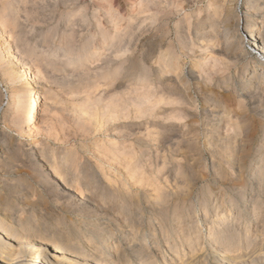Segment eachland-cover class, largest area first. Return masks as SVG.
Masks as SVG:
<instances>
[{
    "label": "rangeland",
    "instance_id": "rangeland-1",
    "mask_svg": "<svg viewBox=\"0 0 264 264\" xmlns=\"http://www.w3.org/2000/svg\"><path fill=\"white\" fill-rule=\"evenodd\" d=\"M251 3L0 0V141H5L0 144V162L7 157L12 168H0V198L16 204L12 211L26 209L24 216L34 211L39 236L54 233L56 237L66 223L70 227L78 222L75 231L80 234L75 239L83 240L82 250L89 253L91 242L86 240L90 237H83L86 230H93L94 224L89 223L112 227L117 233L112 241H122L123 246L131 238L124 237L131 230L125 226L135 224L146 233H158L156 239L167 259L170 251L165 249L166 239L160 237L161 223L148 205L151 198L166 195L172 205L171 199L184 191L187 195L179 216L189 226L204 227L205 211L210 218L220 209L228 214L231 203L241 202V185L251 176L256 158L264 160V83L252 91L254 95L245 93L250 76L246 70L252 59H259L252 53L232 63V54L240 53L233 49L225 66L223 56L217 54L223 49V40L230 38L228 47H232L235 19L250 13ZM256 3L257 10L264 11V0ZM225 13L230 17L226 22L230 29L221 41ZM249 28L244 26L237 33L244 34ZM257 64L252 73L261 72L263 63ZM16 65L30 69L34 90L41 96L31 140L17 128L27 74H19ZM9 91L14 95L12 101L7 100ZM237 115L247 119L246 127L235 125ZM9 143L27 151L21 150L16 160L8 161L5 148ZM240 149L247 154L237 164ZM29 150L41 158L37 157L41 162L35 174L29 168ZM62 176L70 191L62 189ZM17 186L31 196L21 200L26 192L14 194ZM202 196L208 201L203 202ZM128 197H138L140 213L124 216L128 224L107 218ZM247 205L244 202L242 209L238 206L233 211H241L246 227L258 226L264 231V203L259 219L252 217ZM41 212L49 220L41 219ZM61 214L65 224L50 218L58 219ZM178 222L171 220L170 224ZM16 227L24 234L33 229ZM262 235L260 238L264 232ZM101 238L108 240L107 230ZM263 246L254 250L264 252ZM245 247L243 241L240 249L250 254L253 247ZM151 250L159 252L156 245Z\"/></svg>",
    "mask_w": 264,
    "mask_h": 264
},
{
    "label": "bare ground",
    "instance_id": "bare-ground-1",
    "mask_svg": "<svg viewBox=\"0 0 264 264\" xmlns=\"http://www.w3.org/2000/svg\"><path fill=\"white\" fill-rule=\"evenodd\" d=\"M251 1H252L251 3L252 11L250 10L251 11V12L249 11L250 13L245 14L241 18L237 17L235 19V28H233L234 32L232 33V38H233L232 47L231 46L228 47L229 43L227 41L230 39L229 38L221 42L223 43L222 44L223 49L221 50L218 49V52L216 51L219 56H223L224 59H223L222 64H224L225 66L226 64H228V62L225 61L227 59L229 60L231 58L230 61L232 63H235L239 61L241 57L243 56H246V55L250 56L252 53L255 54V56L257 55V59H259V61L252 59L251 61L252 65L249 66L246 70V72L249 73L250 75L248 77L249 81L247 82V86L245 87V93H248L249 94L248 96L254 95L253 90H256L255 89L256 87L259 88L262 82L264 83V60H262L264 59V33L261 32V29L264 26V11L263 10L259 11V9L257 10L256 7L258 4L256 3V0H251ZM228 15L227 14L224 15L225 16L224 19H226V21H224L223 23L222 32L220 35L221 41L224 38L226 39L227 37L226 32L229 31L230 29V26H228L229 24L227 25L228 23L227 20L228 18H230ZM244 26L250 27L249 30L247 32H244V34H240V33L238 34L237 31L242 29ZM224 44L227 46V48L226 46L224 47ZM233 49H236L240 53L239 54L235 53L236 55L232 54V56L234 55V57L231 56L229 58L228 56L231 54ZM15 60L16 61L14 62L17 63L18 59H15ZM257 62H259V64L263 63V68L261 69V72L259 73H255V72L252 73L254 69L253 65L254 66L258 65ZM214 66L215 64H213V67ZM17 67H19L18 69L19 74L26 72L27 79L22 86V95H20L22 96V99L21 98L19 99L21 100L20 101L21 104L18 103L21 105L20 118H19L18 123L17 122L16 123H17V128L19 129L18 131L24 132V134L28 137V139H30L33 133L32 132L33 124L37 120L39 107L41 103V96L38 91L34 90V86L32 82L34 75L30 72V69L24 65L17 66ZM242 86H244V84ZM13 99H14V95L12 91L11 92L9 91L7 100L12 101ZM262 112L261 113L264 115V111ZM229 120L231 121V119ZM246 120H243V116L237 115L234 120L236 123L234 121L233 123H235V125L239 124L240 128L242 126L246 127L247 126ZM235 125L233 124V126ZM239 126H238V129H239ZM239 132L240 131H238V133ZM2 142H5V141L3 140L0 141V144H2ZM7 142H10V141H7ZM14 143H11V144L9 143V145L6 144L8 146H7V149L5 148V150L8 151L9 156H10L8 157V161H10L9 159L13 160L14 158H15L14 160H16L15 156L17 155V153H19L21 150H24V147L23 149L19 148V146H15ZM23 145L28 146V144H23ZM2 147L3 146H1V148ZM228 149L229 148H227L226 151H228ZM24 151L26 152L27 149ZM244 151L241 150L240 153H238L239 156L237 157L238 158L237 164L239 161L243 160L245 156L244 153L247 154L246 153L247 151L245 152ZM32 152L33 151L28 152L27 154L25 153V154L29 158L28 160L29 161L31 160L32 165L29 163L31 165V167L29 168L31 172L33 173L39 170V166H40L39 162L41 161L38 159L40 157L36 156ZM262 153L263 152H259L258 156H262ZM23 156L25 155L23 154ZM231 158L235 159L236 157H231ZM5 159H6L5 162L3 161L0 162V168L6 170L7 168L9 169L10 167L9 165H7L9 164V162L7 163V157ZM64 161L66 162V160ZM232 164L234 163L232 162ZM12 166L13 165H11V167ZM41 173H43V171ZM250 174L251 176L248 179H246V181H244L243 184L241 183L242 184L241 187L243 186V193H244L243 198H241V202L231 203V208L229 209L228 214L225 213L226 209H220L219 211H216L215 218H210V215H208L207 212L205 211V213L202 216L205 222V224H203L204 227L202 225L194 226L195 225L194 223H193L194 227L189 226L188 224H185V222L182 221V219L180 218L179 216V213L181 211L180 209L184 205L185 196L187 195V194L185 195L184 191L183 193H180L182 192V190L179 192L182 197L178 196L179 195L178 193V195L174 199H171L172 201H174V203L172 202L173 203L172 205H170V197L166 195H157L151 198V201L148 203V205L151 206L152 212L156 214L155 216H157L158 222L161 223L160 224V237L166 239L165 249L170 251L168 259L164 256V253L161 251L162 249L160 248V244L158 243L159 241L158 239H156V236L158 235V233H153L152 230L149 231V233H146L144 231H141L140 228L136 227L135 224L134 225L129 224L125 226V227L130 226L131 230H128V231L126 230L128 233L126 232L127 234L124 237L127 239L129 238L128 236H130L131 238L128 240L129 243L123 246L121 244L122 241H118V240H116V242L112 241L116 237V234H117L113 231V229H111L112 227L103 228L102 226H99V224L92 223V222L89 223V224H94L93 225L94 227H92L93 230L89 231L88 229L86 230L87 233L85 232V234H83L84 235L83 237H86V236L90 237L86 240L87 242H91L89 246L92 249H90L89 253H86L84 252V250H82L83 246H85L82 242L83 240L80 241V240L75 239L76 236L78 235L77 233H79L75 231L76 226H78L77 225L78 222L72 223L70 226L72 230L68 231V228L70 227H68L69 225L68 223H66L68 225L64 223V220L66 218L63 214L59 215L58 219L52 218V216H50V218L55 223L59 225L65 224L63 227L64 230L60 231V233H58L59 234L58 236L54 237V233L53 235L50 234V236H47V238L43 236H39L35 234V230L38 229V226L35 225V222L37 221L38 218L34 211H30L31 209H29L28 211L30 212L26 213L27 215L25 214L24 216L23 215L24 210L26 209H21L23 208L21 207L19 208L20 210L12 211L13 210L12 207L15 208L16 204H12L11 200H6L5 198H3L2 200V198H0V264H160L161 262H162L161 264H264V252L262 250H261L262 252L257 251L260 249L254 250V248L257 247V245L260 246V244L261 245L264 244V238L263 237L260 238V235H262V233L264 232L263 229L262 230L258 229V226L254 229H251L248 226L246 227L245 219L241 211L240 210L233 211L238 206H240L239 208H241V206L244 205V202L245 203L247 202L249 205V206L247 205V209H249L252 217H255L254 219L256 218L259 219L258 217L261 215V211H262L261 209L264 203V199L262 197V195H264V178H263L264 177V160H262L261 157L256 158L254 162V167L251 170ZM46 176H48V174H46ZM254 177L256 179H254ZM45 178H46L45 176L44 178L42 177V180ZM50 180L51 179L48 180L49 181L48 183H50ZM60 180H61L60 184L63 187L62 189H64L65 191H70L71 189H70L69 182L66 181L63 176H62V179ZM88 180L89 179H87V181ZM45 182L47 181L45 180ZM54 182H56V180ZM19 186H17V188H15V191H13L14 194L19 193L18 192ZM90 186L92 187L91 184ZM21 189L19 191H22L20 193L23 195V193H25L26 191L24 192L23 188ZM205 189L207 190V188ZM209 190L207 192H210ZM207 194H210V193H207ZM30 196H31V192H28V193L26 192L24 196H21L22 197L21 200L23 199V197H30ZM110 196L114 197L115 195H110ZM208 196H211V194ZM171 197L173 196L171 195ZM127 199L129 201H123L122 203L120 201L121 206L119 207V211L114 207L118 211L117 213L113 211L114 213L106 214L107 218H109L110 220L113 218L114 219V220L112 219L113 222L117 220V221H123L122 223H125L129 221L126 217L124 218V216L127 215L128 217V215L132 214L134 211L140 213L139 211L142 208L141 207L142 204L140 200L138 199V197H134V198L128 197ZM154 199H158L157 203L154 201ZM206 200H207V197H203V202ZM153 204H155V206ZM18 211H20L19 212L20 214L16 217V220L14 221V214H16ZM129 212L131 213L129 214ZM41 214L44 215L42 212L40 213V215ZM46 214H48V212ZM122 214H125V215H122ZM42 215L40 217L43 220L46 219V217L48 216L47 215L44 218V216ZM171 220H177L180 223L178 222L177 225L173 226V224L172 225L170 224ZM182 222H184L183 224H185V228L183 224L181 225ZM17 224H20L21 227L24 225V227H27V228L31 227L33 229H31L30 233L24 234L23 231L16 230V228L18 227V226L16 227ZM125 224H128V223H125ZM243 225H245L244 228H243ZM90 226L91 225L86 224V227H90ZM121 226L122 225H120L119 227ZM86 227H83V229L84 228L86 229ZM191 229H193L192 232H190ZM241 229H243L244 231L241 232ZM106 230H107L108 240L105 241L106 239L105 240H103L102 238L99 239L102 236V233L106 232ZM204 230H205V233H204ZM150 235L153 236V239L148 240V236ZM259 238L261 240H259ZM60 240L63 242H61ZM97 240H100V241L97 242ZM171 241H173L172 244H171ZM243 241L245 242L247 246L245 248L248 249L249 247H253V249L250 250L252 254L249 251L251 255L247 253V250L246 252H244L243 250L240 249ZM59 242H61V244H59ZM154 245L157 246V250L159 252L152 253L151 248ZM262 248H264V246ZM182 249H183L182 251L183 254H181ZM109 251L111 252L108 254ZM131 256L133 258H137V262L135 261V263H133L130 258Z\"/></svg>",
    "mask_w": 264,
    "mask_h": 264
}]
</instances>
